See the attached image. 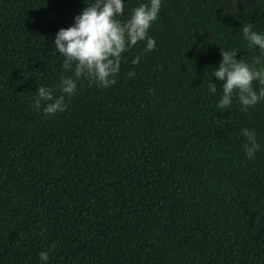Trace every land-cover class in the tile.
Here are the masks:
<instances>
[{
	"label": "trees",
	"instance_id": "1",
	"mask_svg": "<svg viewBox=\"0 0 264 264\" xmlns=\"http://www.w3.org/2000/svg\"><path fill=\"white\" fill-rule=\"evenodd\" d=\"M85 7L0 0V264H41L49 249V264H264V101L219 109L212 77L220 46L257 54L241 26L264 31V0H162L154 50L139 42L113 86L81 80L45 116L36 88L70 74L55 35Z\"/></svg>",
	"mask_w": 264,
	"mask_h": 264
},
{
	"label": "clouds",
	"instance_id": "2",
	"mask_svg": "<svg viewBox=\"0 0 264 264\" xmlns=\"http://www.w3.org/2000/svg\"><path fill=\"white\" fill-rule=\"evenodd\" d=\"M126 0H85L87 7L74 17V23L61 28L53 41L56 52L62 57L61 69L68 75H61L55 87L39 85L33 97V107L43 111L45 116L63 113L67 109V100L77 90L78 82L87 80L99 88H110L116 83L121 70L124 53L139 42H144L145 52L156 47L155 38L148 35L162 7V0H145L131 9L130 15L123 21ZM237 2V0H236ZM241 32L249 49L257 54L250 63L243 58L237 59L240 50L220 46L221 61L212 70V77L222 81V96L217 101L219 109H228L237 99L241 110L247 112L264 101V31H256L252 24H242ZM137 55L132 65L140 62ZM128 75L134 76V71ZM209 93L217 92V85H208ZM264 122V112L256 117ZM240 134L245 138L244 154L255 159L260 142L254 128L242 127ZM43 235V232L41 233ZM55 248V244L51 246ZM51 251V249H49ZM49 251L39 253L41 264H49Z\"/></svg>",
	"mask_w": 264,
	"mask_h": 264
}]
</instances>
